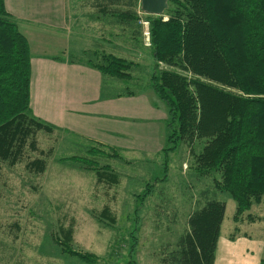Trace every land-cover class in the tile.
Returning <instances> with one entry per match:
<instances>
[{
  "label": "rangeland",
  "instance_id": "obj_1",
  "mask_svg": "<svg viewBox=\"0 0 264 264\" xmlns=\"http://www.w3.org/2000/svg\"><path fill=\"white\" fill-rule=\"evenodd\" d=\"M87 1L93 3L69 2L66 57L97 65L99 51L125 58L137 65L130 80L117 82V92L149 91L154 61L144 35L149 23L139 1L128 7V0H119L109 5L107 14ZM127 9L138 17L140 36L134 40L129 37L135 28L123 30L110 18L114 10ZM51 127V132L36 131L15 164L0 163V264H162L203 201L201 192L213 188L211 174L198 176L194 162L204 141L185 140L167 155L117 157ZM109 172L116 182L108 178ZM217 197L225 202L220 238L242 233L264 238V199L250 212L261 220L235 223L233 200L223 193Z\"/></svg>",
  "mask_w": 264,
  "mask_h": 264
},
{
  "label": "trees",
  "instance_id": "obj_2",
  "mask_svg": "<svg viewBox=\"0 0 264 264\" xmlns=\"http://www.w3.org/2000/svg\"><path fill=\"white\" fill-rule=\"evenodd\" d=\"M138 1L128 0V7ZM116 2L90 4L107 14ZM167 5L162 16L145 15L154 61L149 88L167 111L161 152L167 155L185 140L204 141L194 162L198 176L211 174L213 188L201 192L203 201L189 215L186 231L161 262L214 264L225 213L218 193L235 203V223L262 219L250 212L264 199V0H169ZM116 12L110 18L123 30L135 28L129 39L140 36L136 13ZM30 58L26 39L0 0V163L7 165L17 162L36 131L52 128L29 107ZM99 59L89 67L119 80H130L137 65L111 54Z\"/></svg>",
  "mask_w": 264,
  "mask_h": 264
},
{
  "label": "crops",
  "instance_id": "obj_3",
  "mask_svg": "<svg viewBox=\"0 0 264 264\" xmlns=\"http://www.w3.org/2000/svg\"><path fill=\"white\" fill-rule=\"evenodd\" d=\"M70 1L3 0L29 47L32 114L54 129L77 135L99 146V151L117 157L120 153L160 154L167 111L152 90L118 93L120 80L66 57ZM108 42L109 47L119 50ZM255 239L244 233L235 238L219 237L214 264H259L264 259V238Z\"/></svg>",
  "mask_w": 264,
  "mask_h": 264
},
{
  "label": "water",
  "instance_id": "obj_4",
  "mask_svg": "<svg viewBox=\"0 0 264 264\" xmlns=\"http://www.w3.org/2000/svg\"><path fill=\"white\" fill-rule=\"evenodd\" d=\"M169 0H139L140 10L147 16H162Z\"/></svg>",
  "mask_w": 264,
  "mask_h": 264
},
{
  "label": "built area",
  "instance_id": "obj_5",
  "mask_svg": "<svg viewBox=\"0 0 264 264\" xmlns=\"http://www.w3.org/2000/svg\"><path fill=\"white\" fill-rule=\"evenodd\" d=\"M144 25H145V26H148V23H147V22H145V23H144ZM144 35H145V36H147V41H148V40L150 39L149 32H148V31H146V32L144 33ZM148 36H149V38H148ZM149 45H150V43H148L146 46H149Z\"/></svg>",
  "mask_w": 264,
  "mask_h": 264
}]
</instances>
